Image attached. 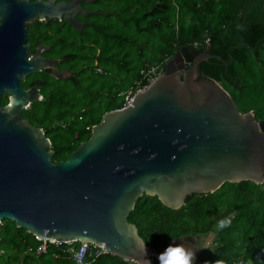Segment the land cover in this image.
Wrapping results in <instances>:
<instances>
[{
  "label": "water",
  "instance_id": "water-1",
  "mask_svg": "<svg viewBox=\"0 0 264 264\" xmlns=\"http://www.w3.org/2000/svg\"><path fill=\"white\" fill-rule=\"evenodd\" d=\"M79 1L0 0V98L7 95L0 106V223L48 243L102 245L125 263H159L146 245L142 254L143 241L126 220L135 201L155 197L175 211L187 196L211 194L224 183L264 184V120L240 114L218 83L198 78L201 62L223 61L185 45L129 105L103 113L87 140L53 163L49 140L22 116L40 101L39 85L23 90L22 77L52 68L31 51L29 20L64 12L79 31ZM170 244L193 248L196 257L202 251L180 239L163 251Z\"/></svg>",
  "mask_w": 264,
  "mask_h": 264
},
{
  "label": "trees",
  "instance_id": "trees-1",
  "mask_svg": "<svg viewBox=\"0 0 264 264\" xmlns=\"http://www.w3.org/2000/svg\"><path fill=\"white\" fill-rule=\"evenodd\" d=\"M115 2L113 24L92 26L90 32L86 28L82 38L90 45L84 64L99 68L104 75L84 74L81 82L57 87L22 111L29 125L44 130L53 163L66 159L86 141L91 126L103 113L122 108L126 93L133 92L137 82L139 88L147 85L139 75L141 68L160 65L163 71L165 62L185 45L223 61L201 62L198 78L211 79L228 90L240 114L251 112L255 121L264 120V0ZM241 44L246 46L230 48ZM109 77L113 78L110 82ZM5 104L6 98L1 97L0 106ZM225 218L231 220L230 226L215 229ZM126 220L156 255L172 241L200 238L215 230L209 257L202 254L195 264H215L217 260L223 264H264V184L224 183L211 194L187 196L175 211L155 197L142 195ZM39 244L6 221L0 227V257L5 255L0 264H73L68 246L62 245L60 253L48 245L44 254L35 256ZM90 264L129 263L104 254ZM151 264L159 263L153 259Z\"/></svg>",
  "mask_w": 264,
  "mask_h": 264
},
{
  "label": "flooded vegetation",
  "instance_id": "flooded-vegetation-1",
  "mask_svg": "<svg viewBox=\"0 0 264 264\" xmlns=\"http://www.w3.org/2000/svg\"><path fill=\"white\" fill-rule=\"evenodd\" d=\"M62 1L69 2L70 0ZM82 13L87 16H83ZM65 15L62 12L59 14L58 19H50L44 16L43 19L34 18L29 20L31 51L45 56V62L52 65L53 70L52 68L39 67L36 72L23 76L20 85L23 90H27L37 83L39 86H36L35 90L40 95V101L57 87L76 84L84 74L99 76L105 73L99 68L84 64V58L89 56L88 47L90 45L83 43L82 38L86 28H89L88 32H90L92 26L113 24L116 15L115 0L79 1L78 12H75L74 16L77 24H81L79 31L67 23ZM96 69H99L100 72H96ZM224 91L230 96L228 90ZM2 97L7 98V95L5 94ZM31 103L33 102H30L29 105ZM42 131L45 134L44 130ZM196 238L187 237L180 240L194 246L193 243ZM201 250L196 259L203 254V249Z\"/></svg>",
  "mask_w": 264,
  "mask_h": 264
},
{
  "label": "built area",
  "instance_id": "built-area-1",
  "mask_svg": "<svg viewBox=\"0 0 264 264\" xmlns=\"http://www.w3.org/2000/svg\"><path fill=\"white\" fill-rule=\"evenodd\" d=\"M208 40L205 39L204 44H207ZM96 72H100L99 69H96ZM162 69L160 65H155L150 68H144L139 70V75L142 76V80H146L147 84L158 74L162 73ZM139 82L135 84V89L133 92L128 91L126 93V101L125 104L122 107H125L126 105H129L131 98L133 94L144 88L140 87L139 88ZM1 227V223H0ZM39 241V240H37ZM40 244L35 248L34 250V255L39 256L41 254H44L48 245L53 246L54 249H58L60 253H63V250L61 249L62 245L68 246V257L69 259L73 262V264H90L94 259L97 257L106 254L105 251H103V246H94L93 244L90 243H80L78 241L74 242H46V241H39ZM77 244V247H73V244ZM28 252H30V249H27ZM55 257V256H53ZM129 264H134L130 262ZM240 264V263H238Z\"/></svg>",
  "mask_w": 264,
  "mask_h": 264
},
{
  "label": "clouds",
  "instance_id": "clouds-1",
  "mask_svg": "<svg viewBox=\"0 0 264 264\" xmlns=\"http://www.w3.org/2000/svg\"><path fill=\"white\" fill-rule=\"evenodd\" d=\"M11 107V105H10ZM231 220L225 218L218 222L217 228L223 229L230 226ZM138 246L143 255L146 256V247L143 242H139ZM159 264H195L196 250L193 248L185 247L183 244H170L158 256ZM145 264H151V261L145 260ZM215 264H223L222 261L217 260Z\"/></svg>",
  "mask_w": 264,
  "mask_h": 264
},
{
  "label": "rangeland",
  "instance_id": "rangeland-1",
  "mask_svg": "<svg viewBox=\"0 0 264 264\" xmlns=\"http://www.w3.org/2000/svg\"><path fill=\"white\" fill-rule=\"evenodd\" d=\"M116 3V2H115ZM116 9H117V7L115 6V11H116ZM99 20V19H98ZM96 52H98V49H96L95 50ZM112 73H113V70H110ZM112 76V75H111ZM83 78V77H82ZM81 78H79L78 80H79V82H81V80H80ZM109 79V82L110 81H112V79L113 78H111V77H109L108 78ZM82 83L83 84H85V83H87V80H85V81H82ZM231 216H229V218H230ZM228 218V219H229ZM5 222L6 221H2L1 222V224H5ZM218 225V224H217ZM217 227H215V229H216ZM213 232H215V230L213 231ZM213 232H210V233H208L207 235H205V236H203V237H200V238H196L195 239V241H194V246H196V247H198V248H200V249H203V250H205V252L203 253V258L204 257H209V255H208V253H209V251H211V240H212V238H213ZM5 261V255H3V256H1L0 257V261Z\"/></svg>",
  "mask_w": 264,
  "mask_h": 264
}]
</instances>
